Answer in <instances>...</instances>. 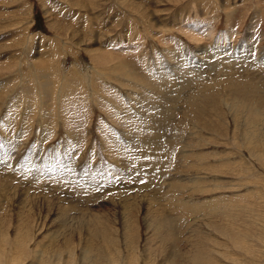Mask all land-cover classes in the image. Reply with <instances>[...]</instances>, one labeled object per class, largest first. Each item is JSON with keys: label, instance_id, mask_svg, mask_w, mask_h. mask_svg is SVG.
<instances>
[{"label": "rangeland", "instance_id": "1", "mask_svg": "<svg viewBox=\"0 0 264 264\" xmlns=\"http://www.w3.org/2000/svg\"><path fill=\"white\" fill-rule=\"evenodd\" d=\"M5 141L0 264H264V0H0Z\"/></svg>", "mask_w": 264, "mask_h": 264}, {"label": "bare ground", "instance_id": "2", "mask_svg": "<svg viewBox=\"0 0 264 264\" xmlns=\"http://www.w3.org/2000/svg\"><path fill=\"white\" fill-rule=\"evenodd\" d=\"M201 24H202V23H201ZM193 26H197V24H196V25H193ZM203 27H204V25H202L201 28H203ZM201 28H199V30H201ZM225 68H226V67H225ZM228 69H229V68H228ZM225 70H227V69H225ZM142 78H143V77H142ZM151 84H152V83H151ZM186 84H187V83H186ZM186 84H185V85H186ZM180 85H181V84H180ZM183 85H184V84H183ZM149 88H150V87H149ZM182 88H183V87H182ZM168 90H169V89H168ZM157 102H158V101H157ZM159 103H160V102H159ZM164 109H165V108H164ZM169 112H170V111H169ZM164 113L166 114L165 110H164ZM164 113H163V114H164ZM165 114L163 115L164 117H165L166 115H168V114H166V115H165ZM168 116H169V115H168ZM161 117H162V116H161ZM166 118H167V116H166ZM158 119H159V118H158ZM158 119H157V121H158ZM160 119H161V118H160ZM163 119H165V118H162L161 120H163ZM168 119H169V118H168ZM168 119H167V120H168ZM150 122H151V121H150ZM163 122H164V121H163ZM157 123H158V122H157ZM159 123H161V121H160ZM163 124H164V123H163ZM165 124H166V123H165ZM156 125H157V124H156ZM156 125H155V126H156ZM150 126L153 127V125H150ZM157 126H159V124H158ZM160 126H161V125H160ZM163 126H164V125H163ZM148 127H149V124H148ZM166 127H167V126H166ZM146 128H147V127H146ZM153 128H154V127H153ZM133 129H134V128H133ZM133 129H132V130H133ZM157 129H158V127H157ZM160 129H162V128H160ZM168 129H169V127H168ZM163 130H164V129H163ZM133 131H135V129H134ZM147 131L149 132V130H147ZM155 131H156V130H154V131L151 132V133H153L152 136L155 135ZM129 132H130V131H129ZM136 132H137V130H136ZM145 132H146V131H145ZM156 132H157V131H156ZM159 133H160V132H159ZM163 133H164V132H163ZM130 134H131V133H130ZM147 134H148V133H147ZM147 134L144 133V136H147ZM157 134H158V132H157ZM161 134H162V133H161ZM135 135H136V134H135ZM140 135H141V134H140ZM162 135H163V134H162ZM142 136H143V134H142ZM144 136H143V138H144ZM148 136H150V135H148ZM111 137H112V136H111ZM135 137H136V136H135ZM131 138H132V137H130V139H131ZM136 138H137L138 140L133 141V140H134V139H133V140L129 141V142H130V145H132V144H134V143H136L137 145H138V144H139V145H145V146L147 147L145 150H147L148 147H149V145H148V143H149L148 139H147V140H146V139L143 140V138H141V139H139L138 137H136ZM111 139H112V140H111L112 145H113V146H116L118 143L116 144V141H115L113 138H111ZM149 139H150V138H149ZM107 140H108V139H107ZM152 140H153V137H152ZM152 140H150V142H151ZM137 141H138V142H137ZM133 142H134V143H133ZM7 143H8V142H7ZM7 143H6V141H5V142H2V144L0 143V153H1V154H0V161L3 160V157H4L3 155H4V154H7V153H8V150L10 149V148L8 149L9 144H7ZM151 143H152V142H151ZM154 144H155V143H154ZM159 144H160V143H159ZM10 145H11V143H10ZM157 145H158V143H157ZM160 145H161V144H160ZM133 146H134V145H133ZM155 146H156V145H155ZM155 146H153V147H155ZM158 146H159V145H158ZM116 147H117V146H116ZM120 147H121V146H120ZM141 147H143V146H141ZM159 147H160V148H159ZM159 147H157V148H159V149L161 150V149H162L161 146H159ZM143 148H144V147H143ZM157 148H156V149H157ZM133 149H134V148H133ZM140 149H141V148H140ZM160 150H159V151H160ZM132 151H133V150H132ZM134 151H135V149H134ZM148 151H149V150H147V152H148ZM159 151H158V152H159ZM10 152H11V151H10ZM140 152H141V151H140ZM147 152H146V153H147ZM149 152H150V151H149ZM151 152H152V151H151ZM151 152H150V153H151ZM136 153H138V152H135V154H136ZM159 153H161V151H160ZM119 154H120V153H119ZM140 154H141V153H140ZM142 154H143V152H142ZM142 154H141V155H142ZM147 154H148V153H147ZM163 154H164V153H163ZM122 155H123V154H122ZM122 155L120 154V156H122ZM132 155H133V154H132ZM137 155H138V154H137ZM154 155H155V154H153V155H148V156L146 155V156H147V158H148V157L153 158ZM161 155H162V154H161ZM7 156H8V155H6V157H7ZM113 156H114V155H113ZM144 156H145V153H144ZM146 156H145V157H146ZM156 156H158V155H156ZM6 157H5V159H4L5 161L3 162V166H4L5 168H7V166H8V162H6V161H8V160H6L8 157H7V158H6ZM134 157H135V155H134ZM139 157H140V156H139ZM139 157H137V158H139ZM27 158H28V157H27ZM115 158H116V157H115ZM115 158H114V159H115ZM127 158H128V157H127ZM130 158H132V157H130ZM121 159H122V158H121ZM143 159H144V158H143ZM154 159H155V158H154ZM157 159H158V158H157ZM157 159H156L155 161L153 160L152 164H151V163H150V164H151V165H155V164H157L156 166H158V164H161V165H162L161 158H160V161H158ZM27 160H28V159H27ZM125 160H126V159H125ZM132 160H133V162H132ZM135 160H136V158H135ZM144 160H146V158H145ZM117 161H118V159H117ZM117 161H116V162H117ZM28 162H29V161H28ZM120 162H121L120 164L124 166L125 170L128 171L129 175H130V174H132V175H133V174H136V172H138V174H139L140 172H142V170H144V171L146 172V169H145L146 167H144V164H143V163H142V165L140 164L141 166H140V165H139V167L137 166L138 169L141 167V170H140V171L137 170V167H134V159H130V160H126V161H124V160L122 159ZM143 162H144V161H143ZM5 163H6V164H5ZM148 163H149V162H148ZM148 163H147V164H148ZM1 165H2V164H1ZM151 165H149V166H151ZM71 166H72V165H71ZM146 166H148V165H146ZM149 166H148V167H149ZM1 167H2V166H1ZM22 167H23V168L20 169V170H21V171H25V169H26L25 166H22ZM142 167H143V168H142ZM151 167H152V166H151ZM153 167H154V166H153ZM159 168H160V167H159ZM118 169H119V168H118ZM156 169H157V168H156ZM61 170H62V169H61ZM66 170H67V169H66ZM120 170H121V169H120ZM70 171H71V170H70ZM70 171H69V172H70ZM5 172H7V173H5ZM5 172H4V174H2V176H3V175H4V176H6V175L8 176V173H9V172H8L7 169L5 170ZM19 172H20V171H19ZM19 172H18V173H19ZM27 172H28V171H27ZM62 172H63V171H62ZM65 172H66V171H65ZM123 172H124V169H123L122 173H123ZM151 172H152V171H151ZM1 173H3V172H1ZM122 173H121V174H122ZM21 174H23V172H21ZM53 174H55V173H53ZM68 174H69V173H68ZM96 174H97V173H96ZM151 174H152V173H151ZM25 175H26V173H24V176H25ZM28 175H29V173H28ZM28 175H27V176H28ZM62 175H63V173H62ZM99 175H100V174H99ZM125 175H126V174H125ZM129 175H128V176H129ZM137 176H138V175H137ZM138 177H140V176H138ZM152 177H153V176H152ZM107 178H108V177H107ZM129 178H130V177H128V179H129ZM142 178H143V177H142ZM79 179H80V178H79ZM82 179H83V178H81V180H82ZM86 179H87V178H86ZM91 179H92V178H91ZM128 179H127V181H128ZM132 179H133V178H132ZM153 179H154V178H153ZM81 180H80V181H81ZM89 180H90V179H89ZM111 180H112V179H111ZM140 180H141V179H140ZM71 181H72V180H71ZM82 181H83V180H82ZM82 181H81V182H82ZM87 181H88V180H87ZM109 181H110V180H109ZM133 181H135V180H133ZM84 182H85V181H84ZM137 182H138V181H137ZM68 183H69V182H68ZM72 183H73V182H72ZM75 183H76V182H75ZM77 183H78V184H81V183H79L78 181H77ZM113 183H114V182H113ZM85 184H86V183H85ZM88 184H89V182H88ZM108 184H109V182H108ZM108 184H107V185H108ZM136 184H137V183H136ZM63 185H64V184H63ZM63 185H62V187H63ZM68 185L70 186L71 183L68 184ZM81 186H82V185H81ZM64 187H65V186H64ZM64 187H63V188H64ZM70 187H71V186H70ZM72 187H73V186H72ZM78 187H79V185H78ZM82 188H83V187H82ZM64 189H65V188H64ZM68 189H69V188H68ZM68 189H67V190H68ZM72 189H73V188H72ZM72 189H71V190H72ZM95 189H96V188H95ZM97 189H98V188H97ZM153 189H154V188H153ZM65 190H66V189H65ZM69 190H70V189H69ZM85 190H88V189H85ZM92 191H93V189H92ZM65 192H66V191H65ZM79 192H82V191L79 190ZM88 192H89V191H88ZM88 192L86 191L87 194H88ZM76 193H77V191H76ZM86 193H84V194H86ZM88 197H89V195H88Z\"/></svg>", "mask_w": 264, "mask_h": 264}]
</instances>
